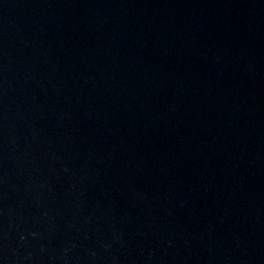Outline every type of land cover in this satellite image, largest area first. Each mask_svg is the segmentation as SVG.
Here are the masks:
<instances>
[{"label": "water", "instance_id": "water-1", "mask_svg": "<svg viewBox=\"0 0 264 264\" xmlns=\"http://www.w3.org/2000/svg\"><path fill=\"white\" fill-rule=\"evenodd\" d=\"M0 264H264V0H0Z\"/></svg>", "mask_w": 264, "mask_h": 264}]
</instances>
